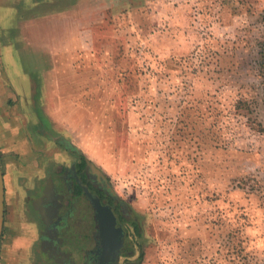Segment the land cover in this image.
I'll list each match as a JSON object with an SVG mask.
<instances>
[{"label": "rangeland", "instance_id": "obj_1", "mask_svg": "<svg viewBox=\"0 0 264 264\" xmlns=\"http://www.w3.org/2000/svg\"><path fill=\"white\" fill-rule=\"evenodd\" d=\"M106 5L63 59L26 66L23 135L0 142V264H29L24 189L72 151L139 217V264H264V0Z\"/></svg>", "mask_w": 264, "mask_h": 264}, {"label": "flooded vegetation", "instance_id": "obj_2", "mask_svg": "<svg viewBox=\"0 0 264 264\" xmlns=\"http://www.w3.org/2000/svg\"><path fill=\"white\" fill-rule=\"evenodd\" d=\"M76 154L73 158L72 151L66 163L54 159L45 164L33 176V185L24 189L23 217L37 234L34 245L50 264H139L134 255L139 217L128 211L107 176L93 171L85 156ZM97 199L112 209L116 226L123 231L116 253L114 240L102 242Z\"/></svg>", "mask_w": 264, "mask_h": 264}, {"label": "crops", "instance_id": "obj_3", "mask_svg": "<svg viewBox=\"0 0 264 264\" xmlns=\"http://www.w3.org/2000/svg\"><path fill=\"white\" fill-rule=\"evenodd\" d=\"M106 1L108 0H0V142L11 136L16 137V134L20 135L19 138L23 135L15 123L18 119L23 120L29 113L25 108L23 111V105L27 106L23 76L28 79V88L31 86L30 80L32 81L31 71L26 66H34L32 60L39 58L63 59L65 53L70 51L67 46L64 47L65 38H73L72 32L77 30L78 33L81 23L88 20L95 23L99 19L97 14L106 10ZM15 71L20 72L23 78L18 85L13 76ZM19 102L22 109L12 114L9 104ZM27 229L32 236L29 245H25L31 254L29 264H50L44 258H37L38 255L41 256L38 247H34L37 234L31 227Z\"/></svg>", "mask_w": 264, "mask_h": 264}, {"label": "water", "instance_id": "obj_4", "mask_svg": "<svg viewBox=\"0 0 264 264\" xmlns=\"http://www.w3.org/2000/svg\"><path fill=\"white\" fill-rule=\"evenodd\" d=\"M79 152L81 150L77 148ZM90 168L96 173L103 175L101 169L97 168L93 162L88 161ZM105 176V175H104ZM90 196L91 194L88 193ZM91 198H93L91 196ZM95 206L97 208V218L99 221L100 234L102 237L103 244L114 240L115 242V253L119 250L123 243V231L116 226V218L110 207L104 206L99 199L95 200ZM4 214H5V181L4 173L0 165V239L4 228Z\"/></svg>", "mask_w": 264, "mask_h": 264}, {"label": "trees", "instance_id": "obj_5", "mask_svg": "<svg viewBox=\"0 0 264 264\" xmlns=\"http://www.w3.org/2000/svg\"><path fill=\"white\" fill-rule=\"evenodd\" d=\"M262 44H261V46H260V49H261V52H262V59H261V63H260V66H261V68H262V71L264 72V42H261ZM216 144H217V146H219L218 145V143L216 142Z\"/></svg>", "mask_w": 264, "mask_h": 264}]
</instances>
